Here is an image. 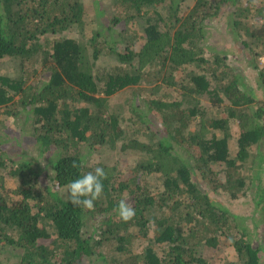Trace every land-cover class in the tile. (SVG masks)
<instances>
[{
	"label": "trees",
	"instance_id": "1",
	"mask_svg": "<svg viewBox=\"0 0 264 264\" xmlns=\"http://www.w3.org/2000/svg\"><path fill=\"white\" fill-rule=\"evenodd\" d=\"M88 3L0 0V108L32 144L0 140V264H264V4L252 20L242 0H112L84 38ZM107 146L134 155L126 172L92 161ZM97 166L102 194L74 205L69 181Z\"/></svg>",
	"mask_w": 264,
	"mask_h": 264
},
{
	"label": "rangeland",
	"instance_id": "2",
	"mask_svg": "<svg viewBox=\"0 0 264 264\" xmlns=\"http://www.w3.org/2000/svg\"><path fill=\"white\" fill-rule=\"evenodd\" d=\"M110 4H112V0H90V3H88L87 6H85V9H86L85 10V21H87L86 23H88V24H86V28L83 29L84 38H85L86 32H89L90 30H93L96 27L95 21L93 19H91L92 16L96 15L97 11L103 10L101 5L106 6V8H107ZM260 4H264V0H242V3H240L239 8L242 12H244L245 15L252 18V20H253V18L255 16L254 9L256 6H258ZM143 21L144 20L139 19V21L135 22V23H133V22L129 23L128 22V27L131 28V31L141 33V31H142L141 23H143ZM219 28L223 29L227 32L229 30H231L235 34H236V32H241L239 29L234 28V26L232 25V21L230 20L227 13L225 16L220 18ZM116 31H120V30L116 29ZM122 31L124 32V30H122ZM72 35L76 36L75 33H72ZM233 37L238 42L240 39H243L242 33H240L239 36L233 35ZM218 47L225 48L224 46H218ZM240 47L243 48V45L240 44ZM110 60L111 59H109V58L105 59L101 64H107ZM233 60H234V58H233ZM2 62H3L2 67H1L2 71H4V72L14 71V63L11 60H9V61L3 60ZM241 64L243 67H245V68L247 67V65H245L243 63H241ZM250 72L255 73V71H250ZM129 96L131 98V95H126L123 98H121V96H117V97H118V99H120V102L122 100H124V104H122L123 110H121L122 115H124L127 118L130 114L132 116L131 121L132 120L134 121L136 119V116L131 111L128 110L129 101H127V100H130ZM192 103H193V101H192ZM204 104L206 106L209 105L208 103H204ZM21 118H23V116H21ZM149 124L142 126L141 124H138V120L134 121V123H131L129 121L128 124H127V122H125V120L121 121V125H123V126L125 125L127 127L125 129V132H127L126 138L132 137L134 135H136L137 137L139 136V138H142L140 135H145L147 133V130H148L147 126H149ZM26 127H27V130H26L27 134H25L24 136L19 138L20 125L18 123V119L13 115L12 111L10 113L6 114V112L2 108H0V140L3 142V144H1V146L3 148H5V150L10 152V154L12 153L15 158H19L20 153L22 152V150L24 148L31 147V145H32L29 142L31 140V136L28 135L30 133V125L27 124ZM159 131H160V129L156 130V133L154 134L155 138L158 136ZM231 142L232 143L235 142V135H234L233 139L231 140ZM118 148H119L118 146L115 148H113V147L110 148L107 146L106 148L97 149L96 151L93 152L94 154L92 156V161L94 163H98V162H100V160L111 162L112 164H115L117 167L121 168L123 171L126 172L127 166H129L132 162V157L134 159V155L131 156L127 152H121ZM21 155H22V153H21ZM139 155H141V154L139 153ZM258 166L260 167V165H258ZM263 174H264V169H263ZM149 180H151V178ZM248 190H249V192H252L253 188H250ZM249 192L247 193V198H249ZM221 199L224 200V202L228 204V202L226 201L224 196ZM229 205H231L232 207H235L234 209L236 211H240L243 214H247V213L250 214L253 210L251 201L245 200L243 197L238 199V200L231 201L229 203ZM260 222H262V220H260ZM238 223L241 224L239 221H238ZM259 225H261V223ZM257 229L259 230V227ZM254 240L256 241L257 239H255V237H252V241H254ZM258 241H260V239H258ZM140 246H141V243H140ZM220 248H226V245L223 242H221ZM215 254H216V251L213 252V254L210 256L212 260L213 259L215 260V258L217 257V256L215 257ZM232 254H229V257H231Z\"/></svg>",
	"mask_w": 264,
	"mask_h": 264
},
{
	"label": "clouds",
	"instance_id": "3",
	"mask_svg": "<svg viewBox=\"0 0 264 264\" xmlns=\"http://www.w3.org/2000/svg\"><path fill=\"white\" fill-rule=\"evenodd\" d=\"M75 165V162H73ZM106 179V172L102 167H95L93 171H88L83 175H78L68 183V197L74 205H81L87 209L94 207V201L104 190L103 181ZM118 214L124 221H128L135 216V209L126 200L118 202Z\"/></svg>",
	"mask_w": 264,
	"mask_h": 264
},
{
	"label": "built area",
	"instance_id": "4",
	"mask_svg": "<svg viewBox=\"0 0 264 264\" xmlns=\"http://www.w3.org/2000/svg\"><path fill=\"white\" fill-rule=\"evenodd\" d=\"M259 63L264 68V52L259 56Z\"/></svg>",
	"mask_w": 264,
	"mask_h": 264
}]
</instances>
